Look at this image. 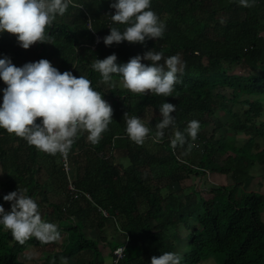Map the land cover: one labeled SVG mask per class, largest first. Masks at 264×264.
I'll list each match as a JSON object with an SVG mask.
<instances>
[{
    "label": "trees",
    "instance_id": "16d2710c",
    "mask_svg": "<svg viewBox=\"0 0 264 264\" xmlns=\"http://www.w3.org/2000/svg\"><path fill=\"white\" fill-rule=\"evenodd\" d=\"M114 2L74 0L83 7L70 5L47 29L54 44L37 43L25 50L15 35L0 33V59L8 57L17 67L46 59L61 73L86 76L113 109V121L99 144L92 145L84 133L68 154L73 183L92 201L71 197L59 153L40 152L0 129V188L4 187L0 205L10 211L11 202L1 203L4 195L26 190L38 203L42 219L59 223L62 240L46 252L41 264H61V257L68 264H104L102 247L113 255L117 246L125 248L118 264H151L153 256L165 252L179 254L181 264L207 258L215 259V264H264V192L252 186L238 195L257 173L264 177V0H255L253 7H242L239 0H151L150 10L166 24L162 38L92 49L94 34L87 17L104 35L109 32L107 18L111 27H126L111 20ZM150 50L162 51L165 58L179 54L186 64L183 74H177L181 83L174 86L172 96L133 94L119 85L118 75L113 74V87L102 83L91 68L96 59L112 54L121 65ZM6 87L0 80V104ZM164 102L176 106L171 113L175 123L165 129L162 142L154 143ZM125 113L149 127L143 145L128 138ZM192 120L199 122L200 130L195 141L189 138L194 147L185 155L187 144L173 149L170 141ZM240 133L245 142L239 144L235 134ZM120 156L127 157L128 164L119 165L115 160ZM172 162L177 167L168 171ZM257 165L261 170L256 173L252 168ZM208 172L226 175L228 183L174 190L173 182ZM97 207L115 217L117 226L112 218L109 224L121 234L118 239L116 234L101 237L102 247L87 234L108 222ZM57 243L41 244L33 237L21 245L0 226V264H20L19 254L29 246Z\"/></svg>",
    "mask_w": 264,
    "mask_h": 264
},
{
    "label": "clouds",
    "instance_id": "9594fccd",
    "mask_svg": "<svg viewBox=\"0 0 264 264\" xmlns=\"http://www.w3.org/2000/svg\"><path fill=\"white\" fill-rule=\"evenodd\" d=\"M239 3L242 7H253L255 0H239ZM70 5L79 9L83 7L74 0H0V33L15 35L25 50L37 43L54 44L47 29L57 16L66 13ZM110 7L115 9V14L110 16L112 22L126 27L123 30L110 27V34L103 38L106 46L123 41L144 44L146 39L164 36L166 24L150 10L151 0H115ZM88 24V29L95 32L91 20ZM142 60L151 63L144 64ZM116 61L117 56L112 54L91 64V68L101 75L102 83H111L115 87L112 83L115 74L121 77L122 88L133 94L151 93L164 97L172 96L174 86L181 83L177 74L182 75L186 66L179 54L165 58L162 51L154 50L143 56L136 55L125 64L117 65ZM0 80L7 86L3 89L0 104V129L22 138L40 152L52 156L59 153L66 158L72 145L84 133L92 145H97L113 121L111 105L92 87L86 76L76 77L70 71L61 73L46 59L17 67L4 57L0 59ZM175 111L176 106L166 102L159 108L162 119L155 125L154 143L162 142L165 129L174 125L171 113ZM37 119L40 123L36 122ZM124 119L128 138L143 145L149 137V127L138 116L129 117L125 113ZM199 130V122L190 121L184 132L175 131L171 147L176 149L187 144L184 153L187 155L194 147L189 138L195 141ZM25 191L18 188L4 195V201L11 202V209L6 212L0 205V226L10 231L13 239L21 245L33 237L41 244L59 242L58 226L42 219L38 203ZM124 252L125 248L117 249L119 254ZM60 261L68 264L65 257ZM181 261L182 257L173 252L151 258V264H181Z\"/></svg>",
    "mask_w": 264,
    "mask_h": 264
},
{
    "label": "rangeland",
    "instance_id": "374dc122",
    "mask_svg": "<svg viewBox=\"0 0 264 264\" xmlns=\"http://www.w3.org/2000/svg\"><path fill=\"white\" fill-rule=\"evenodd\" d=\"M91 21L93 23L92 19H91ZM104 25H105V22H104ZM237 68H238L237 65L232 66V70H234V69L237 70ZM119 85H121V84L119 83ZM223 133H224V131H223ZM242 135H243L242 133L235 134V136L237 138V142L239 144L245 142V137ZM115 161H117V163H119V165L120 164L121 165L128 164L127 157H125V156L117 157ZM170 166L171 167H169L167 169L168 171L173 170L177 167V165L173 162L170 164ZM259 170H261V169L258 168V165L254 166L252 168V171L256 172V173ZM175 173L183 175L182 171H176L175 170ZM2 174L3 173L1 172V168H0V178L3 176ZM178 174H177V177H178ZM256 175L257 176L252 181H250V182L246 181V183H244L241 186L240 190H238V195L242 196V194L244 192L243 190L250 189L252 186H253V188L257 189L258 191L264 192L261 190L262 188H264V177H262L261 174L259 175L258 173ZM226 183H228V179H227L226 175L221 174V173H216V172H208L205 175L196 176V175L192 174L188 177H184V179L181 180V183L178 181L173 182V187H174V190H177L182 185H195V186H197V188L205 189V188L209 187L210 184H226ZM3 191H4V187L3 188L1 187L0 192H3ZM236 193L237 192L234 191V194H236ZM204 196H207V195L204 193ZM1 203L4 206H6L10 202L4 201V199H2ZM261 215H262V217H261L262 220H264V209H262ZM110 221H111V217H108V222L106 223L105 226L102 227V229L100 231L93 229V230L87 232V234H89L90 236L97 239L100 247L103 246V244H104L103 242L105 240V239H100L101 237L105 236L106 238L110 239L113 234L115 235L117 233L112 227L113 223L109 224ZM55 224L58 226L59 223H55ZM120 236H121V234L119 233V235L116 234V236H114V237H116L118 239V237H120ZM61 240H62V238L55 245H46V246H38V247L29 246L28 248H26L23 252H21L19 254L20 264H41L43 259L45 258L46 252L52 250L55 246H58L60 244ZM102 253L104 255V264H118V261L121 259V258L118 259L117 262L115 263L114 262V255H107L108 248H106V247H102ZM28 257H32V259H29ZM198 264H215V259L207 258Z\"/></svg>",
    "mask_w": 264,
    "mask_h": 264
},
{
    "label": "built area",
    "instance_id": "2783aa9c",
    "mask_svg": "<svg viewBox=\"0 0 264 264\" xmlns=\"http://www.w3.org/2000/svg\"><path fill=\"white\" fill-rule=\"evenodd\" d=\"M91 20V18L87 17V27H89L88 21ZM105 26L107 28V30L109 31L107 35L110 34V27H111V23L110 20L107 19L105 21ZM93 32V31H92ZM94 34V39H93V43L91 44V48L92 49H96L100 44H104L103 43V38L106 37L107 35L102 34L101 32H93ZM99 38L100 42L97 43V39ZM60 170L63 173V175L65 176V180H66V189L69 192V194L71 195L72 198L74 199H78L80 197H85L86 199H88L89 201H92L91 196L89 195V193L83 191V190H79L75 184L72 181V172H71V166H70V162H69V155L65 158L63 156L60 155ZM98 211H100V213L102 214V216L104 217H111L112 220L114 221L115 225L116 224V220L114 216H110L108 211L105 210L104 208L101 207H97ZM123 248L122 246H117L116 248H114L113 250V255H114V262L116 263L118 259L122 258L123 254H119L117 253V249Z\"/></svg>",
    "mask_w": 264,
    "mask_h": 264
},
{
    "label": "crops",
    "instance_id": "0c3cea01",
    "mask_svg": "<svg viewBox=\"0 0 264 264\" xmlns=\"http://www.w3.org/2000/svg\"><path fill=\"white\" fill-rule=\"evenodd\" d=\"M261 190L264 191V188H262ZM261 217H262V215H261Z\"/></svg>",
    "mask_w": 264,
    "mask_h": 264
}]
</instances>
